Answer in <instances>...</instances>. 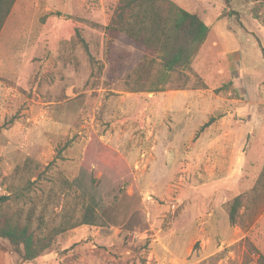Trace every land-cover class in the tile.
I'll return each instance as SVG.
<instances>
[{"label":"rangeland","instance_id":"obj_1","mask_svg":"<svg viewBox=\"0 0 264 264\" xmlns=\"http://www.w3.org/2000/svg\"><path fill=\"white\" fill-rule=\"evenodd\" d=\"M118 2L15 0L0 32V195L28 187L9 212L34 209L44 230L99 215L25 264H260L264 0H230L240 20L190 0L211 32L167 84L187 88L156 92L131 89L144 50L109 35ZM0 264H21L1 237Z\"/></svg>","mask_w":264,"mask_h":264},{"label":"trees","instance_id":"obj_2","mask_svg":"<svg viewBox=\"0 0 264 264\" xmlns=\"http://www.w3.org/2000/svg\"><path fill=\"white\" fill-rule=\"evenodd\" d=\"M14 3L15 0H0V32ZM229 8L230 0H227L222 15L237 14L240 20L238 12ZM107 30L113 38L125 35L131 43L144 50L133 71L126 75L128 81L134 84L131 89L139 92H156L168 87L187 88L184 83L175 86L167 84L172 82L175 75L182 74L190 67L193 57L208 38L211 26L198 13L182 8L173 0H119ZM110 68L111 71L121 70L123 65L121 63L116 67V64H111ZM200 87L207 88V85L202 83ZM214 120L215 117H211L201 129L209 126ZM27 189L28 187L20 191L11 190L0 195V237L10 243L12 249L19 255L21 264L31 263L44 254L52 247L56 236L64 230L80 224L99 223L96 208L89 204L84 207L82 216L73 222L66 220L58 226L52 225L44 230L42 220L40 224L34 226L32 218L34 209L30 210L26 217H23L21 210L15 213L8 210L10 202L19 201L25 196ZM250 200L251 204L258 202L256 204L258 209L252 213V218L255 219L264 210V167L253 187ZM243 207H245L243 196L237 195L229 204V219L232 224H236L244 215L241 212ZM259 262L264 264V256L260 255Z\"/></svg>","mask_w":264,"mask_h":264},{"label":"crops","instance_id":"obj_3","mask_svg":"<svg viewBox=\"0 0 264 264\" xmlns=\"http://www.w3.org/2000/svg\"><path fill=\"white\" fill-rule=\"evenodd\" d=\"M173 1H175L177 4H179L181 7H183L184 9H186L188 11L192 10L191 9V3L189 2L190 0H173ZM190 12L198 13L196 11H190ZM198 14L200 15V13H198ZM201 17L203 18V16H201Z\"/></svg>","mask_w":264,"mask_h":264}]
</instances>
